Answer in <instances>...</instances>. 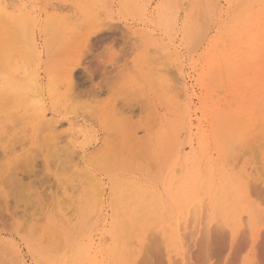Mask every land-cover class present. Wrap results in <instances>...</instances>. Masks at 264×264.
Here are the masks:
<instances>
[{"label": "rangeland", "instance_id": "rangeland-1", "mask_svg": "<svg viewBox=\"0 0 264 264\" xmlns=\"http://www.w3.org/2000/svg\"><path fill=\"white\" fill-rule=\"evenodd\" d=\"M198 1L199 3H196V0H6L7 3L4 4L2 0L4 6H8V9L4 16L0 13V137L5 132L4 135H7V138L10 135H15L18 138L12 136L7 140L5 137L4 142L10 141L11 145L8 142L5 144L0 138V160H2L0 161V172L5 170L2 173L4 176L0 177V181H2L0 192L4 194L0 195V208H2L0 209V234L7 244L19 250L22 261L25 264H43L44 259L47 257H61L67 261L64 264H70L83 246H91L93 248V256H95L97 264H137L141 255L143 260L140 261L146 262L148 260L145 252L150 248L149 245L154 244L155 241L151 251L150 249L147 251L151 255L155 249L153 252L155 257L151 256L152 258H149L150 263L157 264L158 259L156 257H159L160 253V257L163 256L165 254L164 250L167 248L170 251V261H166V263L175 264L174 261L176 260L173 259L178 257L180 259V254L184 253L185 246L188 245L186 249L190 250V252L188 251L187 253L186 250L185 254L194 256L195 262L193 264H223L218 259L219 255L223 254L222 251H225L226 246L229 245L228 243L231 244L232 241L233 243L237 242L235 244L236 248V245L240 242V234L242 237L243 235L245 237L246 234L249 235H246V241L244 240L245 238H242L245 244L247 243L246 247H244L246 249L245 252L241 251V253L236 251L237 254H234V259L232 256L230 258V264H255L257 259L256 263L262 264L264 255L262 256L261 252L259 253L260 249L258 251L251 237L252 234L254 235L258 232L257 230L261 231V229H264V221H262V217L264 218V195L262 196L263 198L258 196L262 201L259 198L257 201L256 194L260 192L251 191L250 188L244 185H247V183L249 185V182L253 180L251 185L257 184V186H253V188L255 187L254 190L261 189L263 191L264 189V182H261L264 180V131L261 130L264 129V104H262L263 106L259 104L263 103L259 102V99L264 94V47L261 53L257 55V61L247 58L238 59L237 48L241 41L238 37V31L241 30L242 25L247 23L243 18L244 15L253 13L250 20H258L259 25L261 24L260 28L255 29V31L262 29V32H264V0ZM8 3L11 4L9 5ZM237 3L240 5H237ZM208 4L210 9L206 6ZM236 5L237 7H235ZM201 8H205V10L203 9V12H201ZM76 11L78 14H76ZM244 11L245 13H243ZM66 16H68V20H66ZM239 17H241L240 20ZM242 18L243 20H241ZM78 19L80 20L78 21ZM231 20L234 23H231ZM11 22L12 24H10ZM102 26L106 27L103 28ZM195 27H197V30ZM108 29H111V31L109 32ZM201 30L204 31L202 32ZM199 32H202L201 35ZM30 37H33L34 41L31 40L32 38L29 39ZM225 38L228 39L225 40ZM262 38L264 39V34ZM246 39L247 37L242 40L246 41ZM32 43H35V46H32ZM88 44L89 47L87 48ZM246 49L243 48L245 51ZM230 52L232 54H229ZM144 57L147 59L145 60ZM235 57L237 60H234ZM155 59L158 61H155ZM223 59H225V62ZM147 60H150L151 63ZM222 60L223 63L221 62ZM232 60L236 63H233ZM144 61L145 63H143ZM153 61L155 64H152L154 63ZM74 62H77V64ZM146 62L148 67L145 65ZM230 63H232V67L228 66ZM235 67H237V73H234L236 72ZM153 69L155 70L152 72ZM70 71L73 73V80L69 77L71 76ZM153 74L155 75L153 76ZM231 74H234V76ZM2 76L3 78L7 76V79L13 76L11 80L16 84L36 78L40 90L37 93L29 92L23 96L18 92L11 91L7 86V80L5 82ZM69 78H71L72 83ZM255 78L259 82H256ZM249 81L251 82L250 84ZM246 82H248V85H246ZM152 84L153 87L151 89ZM242 93L244 96L241 95ZM9 97L10 99L13 98L11 99L12 104L10 99H8ZM36 97L42 103L39 104V101L37 102L34 99ZM62 98L63 101L61 100ZM15 99L17 100L15 101ZM263 99L264 95L261 100ZM18 100H23L21 102L22 106L19 105L20 102ZM34 100L36 103H33ZM69 105H71L72 109ZM78 105L79 107H77ZM40 108H44L43 110L46 111L48 116L46 123L50 125H47L46 128H50L53 125L52 129L54 131L51 128L48 131L42 130L45 128H42L43 124L39 123L40 126L42 125L41 128L35 124L37 123V110ZM257 108L260 109L258 110L259 112ZM115 109H117L116 111H118L119 115L114 111ZM250 109L253 112L249 111ZM261 109H263V112ZM119 110L121 111L119 112ZM233 111L237 113L236 116L234 117V114L229 118ZM245 111L250 112L252 117L247 115ZM9 112L15 114L12 113V116L17 122L11 120ZM216 113L221 115L218 120L215 118ZM131 114L133 115L131 116ZM255 114L258 117L262 115V119ZM241 115H244L243 118ZM26 116L28 119L25 118ZM237 116L246 120L241 119L240 122L243 123L238 122L239 120L234 121L233 119L238 118ZM225 119H231V122H234V124L232 123L233 125L231 124L232 128L227 126L228 124L226 125ZM258 119L262 120L260 125ZM20 120L23 125L21 124L22 127H17ZM255 121L259 125L258 128L262 131H260L261 134L258 138L255 136L257 135L254 130L257 127ZM13 122L15 124L12 127ZM110 122L114 123L110 124ZM223 122L224 125H222ZM4 123H8V127H11L8 129ZM34 125L39 129L36 132L37 134H34L36 130L33 127ZM110 125L112 126L109 127ZM239 126L243 128L240 129ZM20 128L22 131L19 130ZM233 128H235V133L232 131ZM50 133L54 136L56 135V137L50 138V136H53ZM227 134L232 137H228L229 135ZM239 135H243V142L238 139ZM41 138L43 139L38 140ZM232 138L233 140H231ZM252 138L254 139L251 141L250 139ZM27 140L28 142H26ZM245 140L251 141L256 149L259 147V152L255 148L251 152L252 144L247 141L249 144L246 145ZM228 141L236 147L235 150L233 149L234 147H229L231 145ZM234 141L236 142L234 143ZM17 142L21 145L19 144L16 147ZM239 142L244 144L241 143L239 146ZM7 147H11L12 150L10 149V151H12L13 154L11 153V155L13 156L12 158L15 157L14 159L9 158L10 152L7 151ZM43 148L45 149L43 150ZM72 148H75V150ZM245 148L246 150L249 148L250 155L247 154L248 152L245 155ZM173 150L174 152H172ZM109 153L111 156L108 155ZM69 154L73 155V157L69 156ZM80 154H82L83 159L80 158ZM242 154L244 157H241ZM88 155L91 158H87ZM99 156L100 158L97 159ZM103 156L105 157L103 158ZM53 157L55 159H52ZM229 157H232V160H229ZM240 157L241 159H238ZM8 160L12 162L10 161V163ZM13 161L16 163L13 164ZM228 161L232 162L230 163L231 166L227 165ZM94 162H97V165ZM142 168L145 169L143 170ZM72 169L77 172L75 176L71 173ZM105 170L107 171L105 172ZM177 170L178 172H176ZM87 172H91L92 176L89 174V177H87ZM251 172L256 176H253ZM13 174L16 177L11 179V176H14ZM76 174L80 177L76 176ZM203 174L204 178H202ZM245 175L247 179L243 178ZM96 176H98L99 180ZM259 176H261L260 181H257ZM62 177L66 183L61 180ZM85 177H87L88 182L90 181L89 178H92L95 184L92 181L90 182L91 184L96 185L97 183L98 185L96 186L100 185L98 188H101L104 192L102 200L99 199L101 202L97 203L96 191L92 190L93 185H91L92 187L88 186L90 184ZM1 178L8 181L3 182ZM77 179L86 181L82 183V181H77ZM227 180L230 181L236 191L238 189L237 192L228 193L229 196L227 194L224 195L222 191V186ZM114 181H116L115 187L118 186L115 191H113L112 186ZM61 182L66 185H62L63 183ZM70 182L71 188L69 186ZM188 182L190 183L188 185L189 188L185 192H181V186ZM59 183H61L60 186L62 185V187H59ZM75 184L79 186L74 187L76 186ZM202 185H205V187ZM127 187L130 189L127 190ZM98 188L96 189L98 190ZM75 189H78V191ZM138 189L143 191L141 196L134 194ZM201 189L203 190L201 191ZM67 190L68 193L73 192V196L69 193V197L66 194ZM123 191L134 195L123 200ZM150 191L160 198L161 205L153 203L154 200L149 195ZM74 192L77 194L75 193L74 195ZM252 192L254 194L250 195ZM86 194H90V199ZM260 194L262 195L263 193ZM147 195L150 197L145 198ZM66 196L69 198H65ZM53 197L54 200H51ZM58 197L60 199L64 197L65 199L62 198L60 200ZM36 199L40 204H35ZM74 199H76V202ZM112 199H114L115 205ZM66 200H69L68 203H66ZM89 200L91 201L89 202ZM198 200H200V204L203 200L206 201L205 204L210 203L212 204L211 207H216V209L212 213L209 212L212 218H206V222L204 221L205 223L208 222L209 227H213V229L211 228L212 230L209 231L206 227H199L200 229H205V231L207 230V232L209 231L205 234L210 233V237L205 236L203 232H198L195 233L197 234L195 239L194 234H190V229L184 231L181 227L182 231H179V222H182L183 218H188V213L195 211L192 207L198 203ZM252 200L256 201H253V203ZM62 201L65 206H63ZM41 203L44 205L42 206ZM117 203L118 206L123 208H117ZM193 204L195 205L193 206ZM143 206H145V209L141 210ZM252 206L254 207L253 209L251 208ZM46 209L48 211L45 213ZM190 209L192 210L189 211ZM65 211L68 212L70 217L72 212L76 213L73 214V219H75L68 220L72 219V217L66 216L67 212ZM216 211L219 215L218 218L227 227L223 229L224 231L219 230L221 228L219 223H216L219 228L216 226L217 228L215 229ZM37 212L39 213L37 214ZM3 213L6 214L4 215ZM43 213H45V216H43ZM191 213L190 216L194 217L195 213ZM241 214H245L247 218ZM84 216L87 218L86 223L75 228V225H78ZM123 216L124 218H122ZM256 217H261L262 220ZM241 218L242 220L246 219L247 223L245 220L242 222ZM125 219L131 227L129 232L132 236L133 233L131 231L138 229V231L134 232L135 237L133 236L131 240L135 246L137 245L135 251L133 249L134 245L131 244L133 247L129 246L130 244L126 246L127 242L131 243V241H128L131 237L128 239L123 237L125 235L123 230L127 227L122 224ZM138 219L142 221L138 222ZM35 220L38 221L36 222ZM258 220H260L259 223H257ZM41 221L43 224H40ZM244 222L246 224H243ZM192 223L193 227L196 223L195 220ZM229 223H231L230 227ZM244 226L247 227L246 231L249 226V231L246 232L244 229L246 234H244L243 230L241 231ZM46 227L50 233L54 234L55 238L49 239L44 243L45 238H43L42 234ZM150 228V231H152V228L154 229L152 231L154 232L152 233L154 237L156 236L155 232L160 231L161 238L164 236L168 238L162 244L164 249H162L161 238L158 235L156 240L150 235L153 238L151 240L148 238V234L147 238L154 242L149 240L151 244L150 242L147 243L148 239L145 236L150 232ZM13 229L17 231L24 229V231L16 233L12 231ZM126 229H129V227ZM213 230L214 234L215 232L218 235H221V233L228 234L229 238L223 235L221 239L226 237L228 240L226 238L225 240L229 241L230 239V241L227 244L226 242L221 244L224 241L216 237L217 233L213 235ZM186 231L190 232L188 236L194 237L190 236L188 239L190 240L189 244H193L190 249L188 241H186L188 237L186 236V239L183 238L187 244L180 239L182 236L180 233L184 232L185 234H183L186 235ZM109 233L113 235V238L110 237ZM232 233L234 236L231 235ZM211 234L217 238V241L214 239L215 237H211ZM190 238L193 239V243ZM249 238L251 241H249ZM158 239L160 247L156 245ZM237 239L239 242L236 241ZM211 240H215V242H211ZM106 241L107 243L105 244L104 242ZM219 241H222L220 244L223 246L219 244ZM183 242L185 243L184 247L182 246ZM140 243L142 245L149 244L146 245L149 248L147 247L144 253L140 250ZM202 244L203 246H201ZM216 244H219L218 247ZM240 244L243 245H240L239 251L243 249L244 242ZM28 245H31V248ZM213 245H216L217 248ZM207 246L213 250L217 249L215 252L210 249V253H213L209 256L214 259L208 258L209 253H207V250L209 247ZM33 249H35V253H33ZM38 250H42V254L37 253ZM194 252H199L203 255H197L200 257L199 259L196 256L198 253L195 254ZM218 252L219 255H217ZM24 257L25 260H23ZM193 258L186 260V262L191 264L190 262H193ZM152 259L153 262H151ZM206 261L207 263H205ZM213 261L215 262L213 263ZM144 262L142 263L144 264ZM179 262L177 260L176 264ZM142 263L138 262V264Z\"/></svg>", "mask_w": 264, "mask_h": 264}, {"label": "bare ground", "instance_id": "bare-ground-1", "mask_svg": "<svg viewBox=\"0 0 264 264\" xmlns=\"http://www.w3.org/2000/svg\"><path fill=\"white\" fill-rule=\"evenodd\" d=\"M3 1H4V4L7 3L6 0H3ZM243 1H244V0H243ZM243 1H242V2H243ZM171 2H172V1H171ZM194 2H195V1H194ZM208 2H209V1H208ZM208 2H207V3H208ZM212 2H213V1H212ZM196 3H199V1L196 0ZM239 3H240V2H239ZM239 3H237V5H240V4H241V3H240V4H239ZM4 4H3L2 0H0V13H1V15L3 14V16L5 15L4 13H6V11H7V9H8V8H7L8 6L6 7V6H4ZM8 4H9V3H8ZM10 4H11V3H10ZM10 4H9V5H10ZM242 4H243V3H242ZM246 4H247V3H246ZM215 5H216V3H215ZM237 5H236L235 7H237ZM49 6H50V5H49ZM206 6H208V8L210 9L209 4L206 5ZM232 6H233V5H232ZM235 7H234V9H235ZM239 7H240V6H239ZM247 7H248V6H247ZM203 9L205 10V8H203ZM203 9L201 8V12H203V11H202ZM215 9H216V8H215ZM236 9H237V8H236ZM9 10H10V9H9ZM244 10H245V9H244ZM237 11H238V10H237ZM239 11H240V10H239ZM212 12H213V10H212ZM234 12H235V10H234ZM253 12H254V11H253ZM206 13H207V12H206ZM243 13H245V11H244ZM76 14H78L77 11H76ZM246 14H247V13H246ZM8 15H9V14H8ZM52 15H53V14H52ZM202 15H203V14H202ZM206 15H208V14H206ZM239 15H240V14H239ZM241 15H242V14H241ZM58 16H59V15H58ZM98 16H99V15H98ZM231 16H232V15H231ZM252 16H253V13H252V14H249V13H248L247 15H244V16H243L244 20H246L247 23H246V25H242V26H241V30L238 31V32H239L238 37H239V40H241V41H240L239 47L237 48V49H238L237 58H238V59H242V60L247 58V59H249V60H253V61L256 60V61H257V58H258L257 55H259V54L261 53L262 48L264 47V39L262 38V35L264 34V32H262V29L255 31V29L260 28V25H261V24L259 25L258 20H254V21H253V20H250V19L252 18ZM1 17H2V16H1ZM7 17H8V16H7ZM67 17H68V16H66V20L69 19V18L67 19ZM15 18H16V17H15ZM49 18H50V17H49ZM70 18H71V17H70ZM96 18L98 19V17H96ZM99 18H100V17H99ZM240 18H241V17H239V20H240ZM243 18H242L241 20H243ZM4 19L7 20L6 18H4ZM226 19H227V18H226ZM232 19H233V18H232ZM24 20H25V19H24ZM27 20H28V19H27ZM29 20H30V19H29ZM46 20H47V19H46ZM52 20H53V19H52ZM79 20H80V19H78V21H79ZM93 20H94V19H93ZM99 20H100V19H99ZM101 20H102V19H101ZM260 20H261V19H260ZM53 21H55V20H53ZM60 21H61V20H60ZM94 21H95V20H94ZM94 21H93V23H94ZM229 21H230V20H229ZM71 22H72V19H71ZM71 22H70V23H71ZM76 22H77V20H76ZM227 22H228V21H227ZM25 23H26V22H25ZM27 23H28V22H27ZM30 23H31V22H30ZM77 23H78V22H77ZM93 23H92V24H93ZM228 23H229V22H228ZM231 23H234V22L231 20ZM231 23H230V24H231ZM10 24H12V22H11ZM23 24H24V22H23ZM46 24H47V23H46ZM72 24H73V22H72ZM78 24H79V23H78ZM88 24H89V22H88ZM92 24H91V25H92ZM94 24H95V23H94ZM94 24H93V25H94ZM237 24H238V21H237ZM4 25H5V24H4ZM28 25H29V24H28ZM91 25H90V27H91ZM231 25H232V24H231ZM262 25H263V24H262ZM53 26H54V25H53ZM75 26H76V25H75ZM84 26H85V25H84ZM86 26H87V25H86ZM77 27H78V26H77ZM90 27H89V28H90ZM100 27H101V26H100ZM102 27L104 28V27H106V26H102ZM232 27H233V26H232ZM78 28H79V27H78ZM83 28H84V27H83ZM196 28H197V27H195V29H196ZM79 29H80V28H79ZM113 29H115V28H113ZM127 29H128V28H127ZM196 30H197V29H196ZM106 31H107V30H106ZM108 31L110 32L111 29H110V30L108 29ZM114 31H115V30H114ZM199 31H200V30H199ZM201 31H202V30H201ZM203 31H204V30H203ZM203 31H202V32H203ZM96 32H97V31H96ZM96 32H95V33H96ZM104 32H105V31H104ZM194 32H196V31H194ZM202 32H201V33H202ZM12 33H13V32H12ZM61 33H62V32H61ZM137 33H138V32H137ZM137 33H136V34H137ZM199 33H200V32H199ZM201 33H200V35H201ZM45 34H46V33H45ZM58 34H59V33H58ZM12 35H13V34H12ZM202 35H203V34H202ZM14 36H15V35H14ZM15 37H16V36H15ZM56 37H57V35H56ZM88 37H90V36H88ZM104 37H105V36H104ZM145 37H147V36H145ZM245 37H247L246 41H244L245 39L242 40V39L245 38ZM31 38H32V39H31ZM108 38H109V37H108ZM29 39H31L32 41H34L33 37H30ZM29 39H28V41H29ZM101 39H103V38H101ZM227 39H228V38H225V40H227ZM7 40H8V39H7ZM56 40H57V39H56ZM89 40H90V39H89ZM89 40H86V41H89ZM106 40H107V39H106ZM47 41H48V40H47ZM229 41H230V39H229ZM99 42H100V41H99ZM29 43L31 44L30 41H29ZM32 44H33L32 46H35V43H32ZM89 44H91V43L89 42ZM89 44H88V46H86L87 48L89 47ZM219 44H220V43H219ZM228 45H229V44H228ZM90 47H92V46H90ZM107 47H108V46H107ZM220 47H221V46H220ZM223 47H224V46H223ZM110 48H111V47H110ZM243 48H247L246 51L243 50ZM113 49H114V48H113ZM231 50H232V49H231ZM115 51H116V50H115ZM85 52H86V51H85ZM224 52H225V51H224ZM236 52H237V51H236ZM152 53H153V52H152ZM263 53H264V52H263ZM25 54H26V53H25ZM229 54H232V53L230 52ZM0 55H1V54H0ZM79 55H80V54H79ZM83 55H84V53H83ZM89 55H90V54H89ZM165 55H166V54H165ZM226 55H227V54H226ZM227 56H228V55H227ZM227 56H226V58H228ZM230 56H231V55H230ZM26 57H27V56H26ZM85 57H86V56H85ZM91 57H92V56H91ZM233 57H234V53H233ZM144 58H145V57H144ZM161 58H162V57H161ZM224 58H225V57H224ZM226 58H225V59H226ZM146 59H147V58H145V60H146ZM220 59H221V58H220ZM225 59H223L224 62H225ZM228 59H229V58H228ZM143 60H144V59H143ZM223 60L221 61L222 63H223ZM234 60H237L236 57L234 58ZM261 60H262V59H261ZM78 61H79V60H78ZM141 61H142V59H141ZM141 61H140V62H141ZM147 61L150 62V60H147ZM151 61H152V60H151ZM155 61H158V60L155 59ZM232 61H233V60H232ZM247 61H248V60H247ZM30 62H31V61H30ZM153 62H154V61H153ZM211 62H212V61H211ZM234 62H235V61H233V63H234ZM9 63H10V62H9ZM27 63H28V62H27ZM74 63L77 64V62H74ZM143 63H145V61H144ZM150 63H151V62H150ZM156 63H157V62H156ZM235 63H236V62H235ZM245 63H247V62H245ZM253 63H254V62H253ZM257 63H258V62H257ZM257 63H256V64H257ZM147 64H148V63L146 62V64H145L146 67H148ZM152 64H155V62L152 63ZM211 64H212V63H211ZM231 64H232V63H230V65L228 64V66H231ZM150 65H151V64H150ZM150 65H149V66H150ZM223 65H224V64H223ZM240 65H241V64H240ZM233 66H235V65H233ZM241 66H242V65H241ZM254 66H255V64H254ZM27 67H28V66H27ZM32 67H33V66H32ZM32 67H31V68H32ZM131 67H132V66H131ZM142 67H143V66H142ZM215 67H216V66H215ZM231 67H232V66H231ZM246 67H247V66H246ZM258 67L260 68V66H258ZM81 68H82V67H81ZM153 68H155V67H153ZM233 68H234V67H233ZM235 68H236V69H235L236 72H234V73H237V67H235ZM255 68H256V67H255ZM231 69H232V68H231ZM88 70H89V69H88ZM150 70H151V69H150ZM154 70H155V69H153L152 72H153ZM163 70H164V69H163ZM222 70H223V69H222ZM72 71H74V70H72ZM157 71H158V70H157ZM161 71H162V70H161ZM217 71H218V70H217ZM217 71H216V73H217ZM261 71H262V70H261ZM70 72H71V71H70ZM90 72H91V71H90ZM19 73H20V72H19ZM88 73H89V71H88ZM92 73H93V72H92ZM119 73H120V72H119ZM150 73H151V72H150ZM240 73H241V72H240ZM147 74H149V73H147ZM224 74H225V73H224ZM228 74H229V73H228ZM5 75H7V74H5ZM70 75H71V76H69V77H71L72 80H73V78H74V77H72V76H73V73L71 72ZM116 75H117V74H116ZM122 75H123V74H122ZM122 75H121V76H122ZM154 75H155V74H153V76H154ZM231 75L234 76V74H231ZM240 75H241V74H240ZM240 75H239V76H240ZM7 76H8V75H7ZM7 76H6L5 78H3V76H2V78L5 80V82H6V80H7V86H8V87L10 88V90L13 91V92H18V93H20L21 95L24 96V95H26V94L29 93V92L37 93V92H39V90H40L39 83H38V80H37L36 78L31 79V80H29V81L27 80L26 82H23V83H17V84H16L15 82H13V81L11 80L13 76H12V77L10 76L11 78L8 77V79H7ZM90 76H91V75H90ZM156 76H157V75H156ZM215 76H217V75H215ZM222 76H223V74H222ZM227 76H228V75H227ZM229 76H230V75H229ZM233 76H232V77H233ZM241 76H242V75H241ZM243 76H244V75H243ZM255 76H257V75H255ZM0 77H1V76H0ZM235 77H236V76H235ZM71 78H69V80H70ZM92 78H93V77H92ZM237 78H238V77H237ZM259 78H260V77H259ZM89 79H90V78H89ZM155 79H156V78H155ZM219 79H220V78H219ZM255 79H256V78H255ZM255 79H254V80H255ZM4 80H3V81H4ZM69 80H68V81H69ZM72 80H70L71 83H72ZM90 80H91V79H90ZM233 80H234V79H233ZM132 81H133V80H132ZM136 81H137V80H136ZM139 81H140V80H139ZM141 81H142V80H141ZM246 81H247V80H246ZM150 82H151V81H150ZM217 82H218V80H217ZM242 82H243V81H242ZM256 82H259V81L256 79ZM256 82H255V83H256ZM2 83H3V82H2ZM2 83H1V84H2ZM74 83H75V82H74ZM152 83H153V80H152ZM218 83H220V82H218ZM232 83H233V82H232ZM232 83H231V84H232ZM246 83H247L246 85H248V82H246ZM250 83H251V82L249 81V84H250ZM253 83H254V82H253ZM75 84H76V83H75ZM142 84H143V82H142ZM165 84H166V83H165ZM77 85H78V84H77ZM157 85H158V84H157ZM252 85H253V84H252ZM252 85H249V86H252ZM2 86H3V85H2ZM5 86H6V85H5ZM70 86H71V85H70ZM165 86H166V85H165ZM169 86H170V85H169ZM152 87H153V84H152V86H151V89H152ZM154 87L157 88L156 86H154ZM253 87H254V86H253ZM253 87H252V88H253ZM260 87H261V86H260ZM263 87H264V86H263ZM3 88H4V87H3ZM47 88H48V87H47ZM174 88H175V87H174ZM174 88H173V89H174ZM250 88H251V87H250ZM59 89H60V88H59ZM66 89H67V88H66ZM68 89H69V88H68ZM119 89H120V88H119ZM166 89H167V88H166ZM221 89H222V87H221ZM261 89H262V88H261ZM263 89H264V88H263ZM74 90H75V89H74ZM167 90H168V89H167ZM222 90H223V89H222ZM222 90H221V91H222ZM3 91H4V89H3ZM53 91H54V89H53ZM71 91H72V90H71ZM118 91H120V90H118ZM123 91H124V90H123ZM233 91H234V90H233ZM244 91H245V90H244ZM259 91H260V90H259ZM1 92H2V91H1ZM50 92H51V91H50ZM73 92H74V91H73ZM121 92H122V91H121ZM124 92H125V91H124ZM51 93H53V92H51ZM223 93H224V92H223ZM238 93H239V92H238ZM3 94H4V92H3ZM9 94H10V93H9ZM70 94H72V93H70ZM70 94H69V95H70ZM251 94H252V93H251ZM258 94H259V93H258ZM18 95H19V94H18ZM239 95H240V94H239ZM241 95L244 96L243 93H242ZM263 95H264V94H263ZM263 95H262V97H263ZM3 96H4V95H3ZM8 96H10V95H8ZM66 96H67V95H66ZM208 96H209V95H208ZM251 96H252V95H251ZM10 97H11V96H10ZM10 97H9L8 99H10ZM63 97H64V96H63ZM68 97H69V96H68ZM70 97H71V96H70ZM216 97H217V96H216ZM262 97H261V98H262ZM64 98H65V97H64ZM252 98H253V97H252ZM261 98L259 99V102H263V103H259V104H260L261 106H263L262 104H264V101H263L264 99L261 100ZM11 99H13V98H11ZM11 99H10V103L12 102ZM34 99H35L37 102L39 101V102H38L39 104L42 103V101L40 102V100H38L37 97L34 98ZM245 99H246V98H245ZM253 99H255V98H253ZM4 100H5V98H4ZM16 100H17V99H15V101H16ZM35 100H34L33 103H36ZM61 100L63 101V98H62ZM67 100H68V98H67ZM246 100H247V99H246ZM260 100H261V101H260ZM18 101L20 102L19 105H21V102H22L23 100H18ZM18 101H17V102H18ZM32 101H33V99H32ZM208 101H209V100H208ZM126 102H127V101H126ZM234 102H235V101H234ZM226 103H227V102H226ZM11 104H12V103H11ZM53 104H54V102H53ZM64 104H65V103H64ZM131 104H132V103H131ZM237 104H238V103H237ZM7 105H8V101H7ZM81 105H82V104H81ZM138 105H140V104H138ZM141 105H142V104H141ZM235 105H236V104H235ZM8 106H9V105H8ZM10 106H11V105H10ZM12 106H13V105H12ZM14 106H15V105H14ZM21 106H22V105H21ZM69 106H70V108H71V105H69ZM72 107H73V106H72ZM77 107H79V105H78ZM115 107H117V106L115 105ZM221 107H222V106H221ZM225 107H226V106H225ZM231 107H232V106H231ZM131 108H132V107H131ZM141 108H143V107L141 106ZM227 108H228V107H227ZM43 109H44V108H40L39 110H37V111H38V115H37V123H35V124H37V126H39L40 128H41V126H42V125L40 126V124H43L42 128H44V127H45V128L42 129V130L48 131V129H50V128L52 129V126H53V125H52L50 128H46V126H47V125H50V124L46 123V119H48V118H47L48 116H47V114H46V111L43 110ZM71 109H72V108H71ZM132 109H133V108H132ZM136 109H137V107H136ZM116 110H117V109H115L114 111L117 112V114L119 115L118 111H116ZM137 110H138V109H137ZM145 110H146V109H145ZM258 110H260V109L257 108V111H258ZM262 110H263V109H261V111H262ZM35 111H36V110H35ZM37 111H36V112H37ZM120 111H121V110H119V112H120ZM149 111H150V110H149ZM149 111H148V112H149ZM230 111H231V109H230ZM249 111H252V112H253V110H251V109H250ZM254 111H255V109H254ZM263 111H264V110H263ZM263 111H262V112H263ZM13 112H14V111H13ZM13 112H12V113H13ZM134 112H135V111H134ZM252 112H251V113H252ZM258 112H259V111H258ZM9 113H10V112H9ZM12 113H10V114H11V120H13V121L15 120V121H16V119H14V117L12 116ZM28 113H30V112H28ZM121 113H122V112H121ZM226 113H227V111H226ZM245 113H246L247 115H249V116L252 117V115H250V112L248 113L247 111H245ZM4 114H5V113H4ZM13 114H14V113H13ZM229 114H230V113H229ZM234 114H235V115H234ZM236 114H237V113H236L235 111H233V113H231V115L229 116V118H231L233 115H234V117H235ZM14 115H15V114H14ZM25 115H26V114H25ZM30 115H31V114H30ZM30 115H29V116H30ZM118 115H117V116H118ZM123 115H124V114H123ZM125 115H126V114H125ZM132 115H133V114H131V116H132ZM225 115H226V114H225ZM253 115H254V114H253ZM255 115H256V114H255ZM0 116H1V115H0ZM3 116L5 117V115H3ZM3 116H2V117H3ZM27 116H28V114H27ZM27 116H26L25 118L28 119ZM34 116H35V115H34ZM134 116H135V115H134ZM151 116H152V115H151ZM153 116H154V115H153ZM220 116H221V115H220L219 113H216L215 118L218 120V119L221 118ZM241 116H242V115H241ZM243 116H244V115H243ZM243 116H242V118H243ZM256 116H257V115H256ZM261 116H262V115H261ZM261 116H260V117L257 116V117H258V118H261ZM4 117H3V118H4ZM16 117H17V115H16ZM115 117H116V116H115ZM129 117H130V116H129ZM237 117H238V118H234L233 120H234V121H235V120H239L238 122H240L242 118H240V116H237ZM253 117H254V116H253ZM262 117H263V116H262ZM3 118H2V119H3ZM12 118H13V119H12ZM19 118H21V117H19ZM19 118H17V119H19ZM120 118H121V117H120ZM122 118H123V117H122ZM132 118H133V117H132ZM248 118H249V117H248ZM263 118H264V117H263ZM4 119H5V118H4ZM110 119H111V118H110ZM261 119H262V118H261ZM261 119H260V120L258 119V120H259V125L262 123V120H261ZM21 120H22V118H21ZM21 120H20V122H21ZM151 120H152V119H151ZM151 120H150V121H151ZM225 120H226V121H225L226 125L228 124L227 126H231L232 123L234 124V122H231V119H230V120L225 119ZM242 120L245 121L246 119H242ZM253 120H254V119H253ZM255 120H256V119H255ZM258 120H257V122H258ZM263 120H264V119H263ZM5 121H6V120H5ZM15 121H14V122H15ZM18 121H19V120H18ZM26 121H27V120H26ZM29 121H30V120H29ZM33 121H34V120H33ZM109 121H111V120H109ZM249 121H250V120H249ZM14 122H13V125H11L12 127H13L14 124H15ZM16 122H17V121H16ZM20 122H19L18 124L16 123V124L18 125L17 127L21 126V124L23 125V123H22V122L20 123ZM47 122H48V121H47ZM53 122H54V121H53ZM116 122H117V121H116ZM205 122H206V121H205ZM246 122H247V121H246ZM39 123H40V124H39ZM50 123H52V122H50ZM55 123L58 124V122H56V121H55ZM113 123H114V122H113ZM113 123L110 122V124H113ZM240 123H243V122H240ZM255 123H256V121H255ZM4 124H5V123H4ZM4 124H3V125H4ZM19 124H20V125H19ZM24 124L26 125L25 120H24ZM107 124H108V122H107ZM125 124H127V123H125ZM229 124H230V125H229ZM233 124H232V125H233ZM237 124H238V123H237ZM247 124H248V123H247ZM256 124H257V127L254 128V130H255L256 133H257V135H255V136H256V138H258V137H260V134H261L262 131H264V129H261V130H262V131H261L260 128H258V126H259L258 123H256ZM263 124H264V123H263ZM5 125H7V127L9 126L8 123H6ZM44 125H45V126H44ZM222 125H224V122L222 123ZM238 125H239V124H238ZM11 126H10V127H11ZM37 126H35V125L33 126V127H35V129H36V130L34 131V132H35L34 134H37L36 132H38L37 130H39ZM55 126H56V125H55ZM55 126H54V127H55ZM111 126H112V125H110L109 127H111ZM113 126H114V125H113ZM116 126H117V125H116ZM227 126H226V127H227ZM251 126H252V125H251ZM262 126H263V125H262ZM10 127H8V129H9ZM17 127H16V128H17ZM21 127H22V126H21ZM36 127H37V128H36ZM133 127H134V126H133ZM236 127H237V126H236ZM236 127H235V128H236ZM239 127H240V129L243 128V127H241V126H239ZM56 128H57V127H56ZM231 128H232V126H231ZM231 128H230V129H231ZM235 128H233V130H232L233 133H235V132H234ZM252 128H253V127H252ZM46 129H47V130H46ZM51 129H50V130H51ZM106 129H107V128H106ZM115 129H116V127H115ZM256 129H257V130H256ZM19 130H21V128H20ZM52 130H53V129H52ZM107 130H109V129H107ZM113 130H114V129H113ZM17 131H18V129H17ZM21 131H22V130H21ZM53 131H54V130H53ZM109 131H110V130H109ZM203 131H205V130H203ZM257 131H258V132H257ZM260 131H261V132H260ZM39 132H40V131H39ZM50 132H52V131H50ZM229 132H230V131H229ZM1 133H2V132H1ZM41 133H42V132H41ZM41 133H40V134H41ZM46 133H47V132H46ZM46 133H45V134H46ZM53 133H54V132H53ZM111 133H112V132H111ZM249 133H250V132H249ZM4 134H5V132H4V133L1 135V137H0L1 140H2V142H4V140H5L4 138L7 136V135L5 136ZM12 134H13V133H12ZM27 134H28V133H27ZM50 134H51V133H50ZM55 134H56V133H55ZM131 134H132V133H131ZM237 134H238V133H237ZM258 134H259V136H258ZM41 135H42V134H41ZM51 135H53V134H51ZM58 135H59V132H58ZM58 135H57V136H58ZM227 135H229L228 137H230V138L232 137L230 134H227ZM232 135H233V134H232ZM235 135H236V134H235ZM2 136H3V137H2ZM12 136L15 137V135H12ZM12 136L10 135V137H8V138H11ZM36 136H37V135H36ZM48 136H50V135H48ZM236 136H237V135H236ZM242 136H243V135H239L238 139H241L242 142H243ZM16 137H17V136H16ZM16 137H15V138H16ZM46 137H47V136H46ZM51 137H52V138H53V137H56V135H55V136H54V135H53V136H50V138H51ZM234 137H235V136H234ZM2 138H3V139H2ZM6 138H7V137H6ZM8 138H7V140H8ZM17 138H18V137H17ZM39 138H40V137H39ZM114 138H115V137H114ZM130 138H131V136H130ZM235 138H236V137H235ZM35 139H36V138H35ZM42 139H43V138L38 139V140H42ZM44 139H45V138H44ZM46 139H47V138H46ZM48 139H49V137H48ZM54 139H55V138H54ZM56 139H57V138H56ZM116 139H117V138H116ZM118 139H119V138H118ZM238 139H236V140H238ZM253 139H254V138H252V139H250V140L252 141ZM12 140H13V139H12ZM25 140H26V139H25ZM49 140H50V139H49ZM49 140H48V141H49ZM226 140H227V139H226ZM228 140H229V139H228ZM231 140H233V138H232ZM231 140H230V141H231ZM263 140H264V138H263ZM36 141H37V140H36ZM45 141H46V140H45ZM51 141H52V140H51ZM230 141H228V142L230 143ZM245 141H246V140H245ZM245 141H244V142H245ZM247 141H249V140H247ZM247 141L245 142L246 145L249 144V143H251V141H249V143H247ZM7 142H8V141H7ZM7 142H6V143H7ZM19 142H21V141H19ZM26 142H28V140H27ZM26 142H25V144H26ZM116 142H117V141H116ZM235 142H236V141H234V143H235ZM237 142H238V141H237ZM242 142H239V146H240V144H241ZM4 143H5V142H4ZM6 143H5V144H6ZM8 143H10V141H9ZM17 143H18V142H17ZM39 143H40V141H39ZM45 143H46V142H45ZM52 143H53V142H52ZM56 143H57V142H56ZM81 143H82V142H81ZM111 143H112V142H111ZM234 143H233V144H234ZM261 143H262V142H261ZM13 144H14V143H13ZM19 144H20V143H18V144L15 145V146L17 147ZM23 144H24V143H23ZM50 144H51V142H50ZM107 144H108V142H107ZM242 144H244V143H242ZM251 144H252V143H251ZM259 144H260V143H259ZM263 144H264V142H263ZM263 144H262V146H263ZM9 145H11V143H10ZM20 145H21V144H20ZM83 145H84V144H83ZM83 145H82V146H83ZM108 145H109V144H108ZM133 145H134V144H133ZM138 145H139V144H138ZM171 145H172V144H171ZM228 145H229V144H228ZM230 145H231V143H230ZM234 145H235V144H234ZM236 145H238V143H236ZM39 146H40V144H39ZM49 146H50V145H49ZM52 146H53V145H52ZM77 146H78V145H77ZM109 146H110V145H109ZM117 146H118V145H117ZM135 146H136V144H135ZM4 147H5V145H4ZM11 147H12V146H11ZM11 147H10V148L7 147V148H8L7 151L10 152V156H9V158H10V157H11V158L13 157V156L11 155L12 151H10ZM36 147H37V146H36ZM61 147H62V146H61ZM112 147H114V146H112ZM229 147H234V146L231 145V146H229ZM245 147H246V146H245ZM248 147H249V146H248ZM251 147H253V148L251 149V152H252V150H253L254 148L256 149V147H254L253 144H252ZM251 147H250V148H251ZM257 147H258V145H257ZM47 148H50V147H47ZM55 148H56V147H55ZM62 148H63V147H62ZM114 148H115V147H114ZM116 148H117V147H116ZM169 148H170V147H169ZM169 148H168V150H169ZM235 148H236V147H234L233 149L235 150ZM260 148H262V147L260 146ZM13 149H14V147H13ZM44 149H45V148H43V150H44ZM72 149H73V148H72ZM72 149H71V150H72ZM109 149H110V148H109ZM122 149H123V148H122ZM210 149H211V148H210ZM247 149L249 150V148H247ZM258 149H259V147H258ZM258 149H256V150L259 152ZM262 149H263V148H262ZM4 150H5V149H4ZM11 150H12V149H11ZM34 150H36V149H34ZM50 150H51V149H50ZM73 150H75V148H74ZM73 150H72V152H73ZM114 150L116 151V149H114ZM142 150H143V149H142ZM171 150H172V149H171ZM239 150L241 151V149H239ZM245 150H246V148H245ZM248 150H246V152H245L244 150H242V151H244L245 155H247V154L250 153V152H249L250 150H249V151H248ZM31 151H32V150H31ZM48 151H49V150H48ZM51 151H52V150H51ZM51 151H50V153H51ZM67 151H68V150H67ZM228 151H230V149H228ZM237 151H238V150H237ZM237 151H236V152H237ZM240 151H239V153H240ZM263 151H264V150H263ZM55 152H56V151H55ZM59 152H60V151H59ZM59 152H58V153H59ZM61 152H62V151H61ZM72 152H70V153H72ZM99 152H100V151H99ZM141 152H142V151H141ZM172 152H174V150H173ZM232 152H233V151H232ZM247 152H248V153H247ZM255 152H256V151H255ZM258 152H256V153L259 154ZM14 153H15V152H14ZM25 153L27 154L26 151H25ZM34 153H35V151H34ZM50 153L48 152V154H50ZM53 153H54V152H53ZM79 153H80V152H79ZM135 153H136V152H135ZM138 153H139V152H138ZM229 153H231V152H229ZM246 153H247V154H246ZM253 153H254V152H253ZM12 154H13V153H12ZM61 154H62V153H61ZM64 154H65V152H64ZM83 154H84V153H83ZM171 154H173V153H171ZM171 154H170V155H171ZM208 154H209V153H208ZM2 155H3V153H2ZM8 155H9V153H8ZM22 155H23V154H22ZM54 155H55V153H54ZM102 155H103V153H102ZM108 155H110V153H109ZM230 155H231V154H230ZM230 155H229V156H230ZM235 155H236V154H235ZM249 155H250V154H249ZM255 155H256V154H255ZM255 155H254V156H255ZM3 156H4V155H3ZM26 156H27V155H26ZM58 156H59V154H58ZM69 156H72V157H73V155H71V154H69ZM74 156H75V155H74ZM77 156H78V155H77ZM100 156H101V155H100ZM100 156L97 157V159L100 158ZM110 156H111V155H110ZM233 156H234V155H233ZM236 156H237V155H236ZM242 156H243V154L241 155V157H242ZM256 156H257V155H256ZM27 157H28V156H27ZM50 157H52V156H50ZM54 157H55V156H54ZM54 157H53L52 159H55ZM59 157H60V156H59ZM72 157H70V158H72ZM82 157H83L82 154H80V158H82ZM101 157H102V156H101ZM104 157H105V156H103V158H104ZM108 157H109V156H108ZM241 157L238 158V159H241ZM243 157H244V156H243ZM5 158H6V157H5ZM7 158H8V157H7ZM14 158H15V157H14ZM14 158H12V159H14ZM24 158H25V157H24ZM56 158H57V157H56ZM87 158H91V157L88 155ZM168 158H170V157L168 156ZM168 158H167V159H168ZM229 158H230L229 160H232V159H231L232 157H229ZM235 158H236V157H235ZM260 158H262V157H260ZM26 159L28 160L29 158H26ZM75 159H76V158H75ZM78 159H79V156H78ZM82 159H83V158H82ZM82 159H81V160H82ZM92 159H93V158H92ZM97 159H96V161H97ZM107 159H108V158H107ZM110 159H111V158H110ZM29 160H30V159H29ZM32 160H33V159H32ZM70 160H71V159H70ZM99 160L102 161L103 159H99ZM0 161H2V160H0ZM10 161H11V160H10ZM10 161L8 160V162H10ZM17 161H18V159H17ZM56 161H57V160H56ZM77 161H78V160H77ZM161 161H162V160H161ZM252 161H253V159H252ZM252 161H251V162H252ZM11 162H12V161H11ZM11 162H10V163H11ZM25 162H26V161H25ZM27 162H28V161H27ZM66 162H67V161H66ZM228 162H229V161H228ZM228 162H227V165H230V166H231L230 163H232V162L230 161L229 164H228ZM259 162H260V161H259ZM15 163H16V162H15ZM15 163H14V161H13V164H15ZM63 163H64V162H63ZM71 163H72V162H71ZM71 163H70V164H71ZM94 163H95V165H97V164H96L97 162H94ZM94 163H93V164H94ZM13 164H11V165H13ZM101 164H102V163H101ZM225 164H226V163H225ZM250 164H251V163H250ZM1 165H3V164L1 163ZM5 165H6V164H5ZM71 165H72V164H71ZM71 165H70V166H71ZM238 165H239V164H238ZM238 165H237V166H238ZM259 165H260V164H259ZM67 166H68V164H67ZM74 166H75V165H74ZM15 167H16V166H15ZM57 167H58V166H57ZM59 167H61V166H59ZM72 167H73V166H72ZM72 167H71V168H72ZM106 167H107V166H106ZM110 167H111V166H110ZM150 167H152V166H150ZM1 168H2V166H1ZM12 168H14V167H12ZM77 168H78V167H77ZM99 168H100V167H99ZM205 168H206V167H205ZM245 168H246V167H245ZM5 169H6V168H5ZM14 169H15V168H14ZM63 169H64V168H63ZM74 169H75V168H74ZM74 169H72V172H71V173H72V175L74 174V176H75V173H77V172H75ZM100 169H101V168H100ZM105 169H106V168H105ZM142 169L144 170L145 168H142ZM152 169H154V168H152ZM176 169H178V168H176ZM235 169H236V165H235ZM1 170H2V169H1ZM3 170H4V169H3ZM50 170H51V169H50ZM57 170L59 171V169H57ZM108 170H109V169H108ZM51 171H52V170H51ZM58 171H57V172H58ZM102 171H103V170H102ZM106 171H107V170H105V172H106ZM110 171H111V170H110ZM258 171H259V170H258ZM4 172H5V170H4ZM4 172H0V174H1L0 177H1V176H4V174L2 175V173H4ZM69 172H70V171H69ZM73 172H74V173H73ZM176 172H178V170H177ZM205 172H206V171H205ZM205 172H204V173H205ZM228 172H229V170H228ZM254 172H255V171H254ZM14 173H15V172H14ZM90 173H91V172H87V173H86V174H87V177H89L88 175H89ZM107 173H109V172H107ZM146 173H147V172H146ZM251 173H252V172H251ZM259 173H260V171H259ZM11 174H12V173H11ZM69 174H70V173H69ZM69 174H68V175H69ZM113 174H114V173H113ZM157 174H158V173H157ZM178 174H179V173H178ZM252 174H253V173H252ZM13 175H14V174H13ZM59 175H60V172H59ZM59 175H58V176H59ZM63 175H64V173H63ZM80 175H81V174H80ZM201 175H202V174H201ZM205 175H206V173H205ZM259 175H260V174H259ZM261 175H262V173H261ZM6 176H8V175H6ZM10 176H11V175H10ZM69 176H70V175H69ZM76 176H79V175L76 174ZM81 176H82V175H81ZM90 176H92V175L90 174ZM253 176H256V175L253 174ZM12 177H16V176H15V175H14V176H11V179H12ZM64 177H65V176H64ZM79 177H80V176H79ZM87 177H85V179H86ZM96 177H97V179H98V176H96ZM242 177H243V176H242ZM260 177H261V176L258 177L259 179H258L257 181H260ZM3 178H4V177H3ZM8 178H9V177H8ZM47 178H48V177H47ZM71 178H72V177H71ZM81 178H82V177H81ZM81 178H80V179H81ZM202 178H204V174H203V177H202ZM243 178L245 179V178H246V175H245V177H243ZM251 178H252V176H251ZM262 178H263V177H262ZM9 179H10V178H9ZM82 179H83V178H82ZM89 179H90L89 182H88V179H86L87 182L90 184V185H88V186L92 187L91 185H93L94 182H93L92 178H89ZM239 179H240V178H239ZM246 179H247V178H246ZM1 180H3V179L1 178ZM61 180L64 181L63 177L61 178ZM61 180H60V181H61ZM75 180H76V179H75ZM86 180H85V181H86ZM98 180H99V179H98ZM112 180H113V179H112ZM204 180H205V179H204ZM204 180H203V181H204ZM4 181H8V180L6 179V180H3V182H4ZM71 181H72V180H71ZM77 181H82V183H83L84 180H78V179H77ZM85 181H84V182H85ZM91 181L93 182L92 184L90 183ZM248 181H250V180H248ZM248 181H247V182H248ZM9 182H10V180H9ZM64 182H65V181H64ZM115 182H116V181H114V183H113L114 185H112V186H113V189H114V190L112 189L113 191H115V189L118 187V186L115 187ZM121 182H123V181H121ZM204 182H205V181H204ZM247 182H246V183H247ZM261 182H264V180L261 181ZM261 182H260V183H261ZM1 183H2V181H0V184H1ZM21 183H23V182H21ZM61 183H63V182H61ZM61 183L58 184L59 187H62V185H66V184L63 183V184L60 186ZM65 183H66V182H65ZM67 183H68V180H67ZM74 183H76V182H74ZM80 183H81V182H80ZM80 183H79V185H80ZM251 183H253V180H251V182H249V185H251ZM13 184H15V183L13 182ZM86 184H87V183H86ZM94 184H95V183H94ZM103 184H104V183H103ZM118 184H119V183H118ZM189 184H190L189 182L183 184V185L181 186V192H182V191L185 192V190H186L187 188H189V186H188ZM193 184H194V182H193ZM67 185H69V184H67ZM75 185H76V184H75ZM79 185L77 184L76 186H74V185H72V186L77 187V186H79ZM84 185H85V183H84ZM96 185H98V184L96 183ZM96 185H93L92 190L94 189V190L96 191L95 196L98 198L97 203H99V202H101L100 200H102V199H101L102 196H104V192H103V190H102L101 188H98L100 185H99V186H96ZM249 185H248V183H247V185H244V186H247L248 188H250L251 191H252V190H253L254 192L256 191V193H257V192L263 193L262 195H261L260 193H259V194H258V193L256 194V195H257V198H256L257 201H258V198H259L260 196H261V198L264 197V196H263V195H264V189H263V191H261V189L254 190L255 187L253 188V186H257V184H252L251 187H249ZM69 186H70V188H71V182H70V185H69ZM88 186H87V187H88ZM104 186H105V185H104ZM192 186H193V185H192ZM202 186L205 187V185H202ZM2 187H3V185H2ZM19 187H21V186L19 185ZM24 187H25V186H24ZM30 187H31V186H30ZM67 187H68V186H67ZM67 187H66V188H67ZM94 187H95V188H94ZM128 187H129V186H128ZM128 187H127V190L130 189V188L128 189ZM222 187H223V189H222L223 194H224V195L227 194V196H229V194H231V193H233V192H237V191H238V189H237V191H236V190L232 187L230 181H228V180H227V182H226ZM247 187H246V188H247ZM258 187H259V186H258ZM258 187H257V188H258ZM262 187H263V185H262ZM5 188H6V187H5ZM8 188H9V187H8ZM13 188H14V187H13ZM17 188H18V186H17ZM25 188H27V187H25ZM25 188H24V189H25ZM96 188H98V190H97ZM191 188H192V187H191ZM201 188H202V187H201ZM244 188H245V187H244ZM263 188H264V187H263ZM28 189H29V188H28ZM59 189H60V188H59ZM72 189H74V188H72ZM72 189H71V191H72ZM78 189H79V187H78ZM78 189H77V190L75 189V190L78 191ZM15 190H16V189H15ZM22 190H23V188H22ZM31 190H32V189H31ZM75 190H74V191H75ZM87 190H89V189H87ZM125 190H126V189H125ZM202 190H203V189H201V191H202ZM245 190H246V189H245ZM259 190H260V191H259ZM10 191H11V190H10ZM89 191H90V190H89ZM246 191H247V190H246ZM251 191H250V192H251ZM12 192H13V191H12ZM15 192H16V191H15ZM26 192L28 193V191H26ZM26 192H25V193H26ZM105 192H106V190H105ZM140 192H141V193H140ZM150 192H151V191H150ZM247 192H248V191H247ZM69 193H70V192H69ZM69 193H68V190H67V193H66V194L69 195ZM72 193H73V192H71L70 194L72 195ZM75 193H76V192H74V195H75ZM87 193H88V191H87ZM89 193H90V192H89ZM142 193H143V191L140 190V189H138V191H136L134 194H138L139 196H141ZM200 193H201V192H200ZM204 193H205V192H204ZM228 193H229V194H228ZM11 194H12V193H11ZM54 194H55V193H54ZM76 194H77V193H76ZM134 194L126 193V192L123 191V192H122V197H123L122 199L125 200L124 198H131V196H133ZM148 194H149V192H148ZM244 194H246V193L244 192ZM253 194H254V193L252 192L250 195H253ZM0 195H4V194L0 192ZM23 195H24V194H23ZM23 195H21V196H23ZM30 195H31V194H30ZM68 195H67V196H68ZM86 195H88V194H86ZM89 195H90V194H89ZM89 195L87 196L88 198L90 197ZM105 195H106V194H105ZM149 195L152 196V198H153V200H154L153 203L155 202L157 205H161L160 198H159L157 195H155L153 192H151ZM149 195H147L145 198H148ZM16 196H17V195H16ZM21 196H20V197H21ZM53 196H54V195H53ZM67 196H66L65 198H67ZM72 196H73V195H72ZM72 196H71V197H72ZM126 196H127V197H126ZM139 196H138V198H140ZM200 196H201V195H200ZM200 196H199V197H200ZM202 196H203V195H202ZM235 196H236V195H235ZM258 196H259V197H258ZM262 196H263V197H262ZM8 197H9V196H8ZM13 197H14V196H13ZM25 197H26V196H25ZM50 197H51V195H50ZM59 197H61V196H59ZM59 197H58V198H59ZM69 197H70V195H69ZM69 197H68V198H69ZM74 197H75V196H74ZM87 197H86V199H87ZM118 197H119V196H118ZM149 197H150V196H149ZM203 197H204V196H203ZM245 197H246V196H245ZM251 197H252V196H251ZM35 198H36V196H35ZM35 198H34V199H35ZM37 198H38V197H37ZM62 198H64V197H62ZM62 198H61V199L59 198V199L62 200ZM65 198H64V199H65ZM68 198H67V199H68ZM76 198H77V196H76ZM145 198H144V199H145ZM200 198H201V197H200ZM252 198H255V197L253 196ZM261 198H259V200H260ZM34 199H33V201H34ZM39 199H41V198H39ZM49 199H51V198H49ZM89 199H90V198H89ZM99 199H100V200H99ZM105 199H106V198H105ZM144 199H143V200H144ZM198 199H199V198H198ZM204 199L206 200L205 197H204ZM230 199H231V198H230ZM230 199H229V200H230ZM234 199H235V198H234ZM247 199H248V194H247ZM263 199H264V198H263ZM3 200H4V199H3ZM15 200H16V199H15ZM51 200H54V197H53V199H51ZM123 200H122V201H123ZM249 200H250V199H249ZM256 200H252V202H253V201H256ZM37 201H38V200L36 199V203H35V204H37V203L40 204L39 201H38V202H37ZM63 201H64V200H63ZM63 201H62V202H63ZM66 201H67V200H66ZM68 201H69V200H68ZM68 201H67L66 203H68ZM74 201L76 202V199H74ZM90 201H91V200H89V202H90ZM106 201H107V200H106ZM199 201H200V200H198V203H199V204H198V203H196V205L193 204V206H194V205H195V206L192 207V208H193V210L195 209V211L192 212V211H191L192 209L189 210V211H191L192 213H195L194 217H193V216H190V213H191V212H190V213H188V215H189L188 218H183V221L181 220L182 222H179V227H180V229H181V227L183 228L184 231L187 230V229H188V230L190 229L189 231H190L191 233L188 232V231H186V235H184V234H185L184 232H183L184 234H183L182 232L180 233V235L183 236V237H182V236L180 237L181 240H183V238L186 239V238L188 237V238L186 239V241H188V242H187L188 244L190 243V242H189L190 240H188V239H189V237H190L191 235L194 234V237H195V239H196V235H197V234H195V233L203 232V233L205 234V233H208L209 231H211V230L213 229V227H211L212 229L209 227V223H208V222H207L208 224L205 223V222H206L205 219H206V218H207V219H208V218H209V219L212 218L209 212L212 213V211H214V210L216 209V207H215V208L211 207L212 204H210L209 202H207V203H209V204H205L206 201H203V200H202V202H201V204H200ZM247 201H248V200H247ZM250 201H251V200H250ZM260 201H262V200H260ZM260 201H259V202H260ZM3 202H4V201H3ZM5 202H6V201H5ZM8 202H9V201H8ZM42 202H43V201H42ZM62 202H61V205H62ZM64 202H65V201H64ZM64 202H63V206H65V205H64ZM75 202H74V203H75ZM112 202L114 203V199H112ZM116 202H118V201H116ZM133 202H134V201H133ZM234 202H235V201H234ZM26 203H28V202H26ZM53 203H54V202H53ZM66 203H65V204H66ZM69 203H70V202H69ZM236 203H237V202H236ZM243 203H246V202H243ZM253 203H254V202H253ZM58 204H59V202H58ZM79 204H80V202H79ZM156 204H155V205H156ZM237 204H238V203H237ZM261 204H262V203H261ZM6 205H8V204H6ZM41 205L43 206L44 204L41 203ZM47 205H49V204H47ZM54 205H55V204H54ZM56 205H57V203H56ZM61 205H60V206H61ZM114 205H115V203H114ZM131 205H132V202H131ZM147 205H148V204H147ZM249 205H250V204H249ZM254 205H255V204H254ZM263 205H264V204H263ZM35 206H36V205H35ZM49 206H50V205H49ZM49 206H48V207H49ZM63 206H62V209H63ZM70 206H71V204H70ZM81 206H82V205H81ZM129 206H130V205H129ZM145 206H146V205H145ZM145 206H143L141 210L145 209ZM250 206H251V205H250ZM37 207H38V206H37ZM40 207H41V206H40ZM67 207L69 208V206H67ZM71 207H72V206H71ZM82 207H83V206H82ZM97 207H98V206H97ZM116 207H117V208H123V207L118 206V203L116 204ZM161 207H162V206H161ZM41 208H42V207H41ZM65 208H66V207H65ZM251 208L253 209L254 207L252 206ZM258 208H259V207H258ZM0 209H2V208H0ZM5 209H6V208H5ZM96 209H97V208H96ZM43 210H44V209H43ZM65 210H66V209H65ZM70 210H71V208H70ZM72 210H73V208H72ZM118 210H119V209H118ZM139 210H140V209H139ZM159 210H160V208H159ZM232 210H233V209H232ZM234 210H235V209H234ZM41 211H42V209H41ZM47 211H48V210L46 209L45 213H46ZM62 211H63V210H62ZM73 211H75V210H73ZM252 211H254V210H252ZM256 211H258V210L256 209ZM42 212H43V211H42ZM65 212H67V211H65ZM75 212H76V211H75ZM85 212H86V211H85ZM96 212H97V211H96ZM135 212H137V211H135ZM138 212H139V211H138ZM216 212H217V211H216ZM38 213H39V212H37V214H38ZM45 213H43V216H45V215H44ZM63 213H64V212H63ZM76 213H77V212H76ZM76 213H73V212H72V215H71L72 219H68V220H74L75 218L73 219V214H76ZM102 213H103V212H102ZM145 213H146V212H145ZM192 213H191V214H192ZM238 213H239V212H238ZM252 213H253V212H252ZM256 213H257V212H256ZM3 214L5 215L6 213H3ZM70 214H71V211H70ZM184 214H185V213H184ZM258 214H259V213H258ZM216 215H217V216H215V218H217V219H216L217 222L215 221V223H214L215 225L213 224V225L215 226V229L218 227V225H216V223H217V224L219 223L220 225L223 224V223L221 222V219L218 218V216H219V215H218V212H217ZM221 215H222V214H221ZM241 215L243 216V215H245V214H241ZM256 215H257V214H256ZM66 216H68L69 218H71V217L69 216L68 212L66 213ZM74 216H75V215H74ZM242 216H241V217H242ZM10 217H11V215H10ZM243 217H244V216H243ZM243 217H242V218H243ZM245 217H246V215H245ZM261 217H262V216H261ZM261 217H256V218H259L260 220L263 219L262 221H264V218L262 217V219H261ZM2 218H3V217H2ZM28 218H29V215H28ZM33 218H34V217H33ZM35 218H36V217H35ZM93 218H94V217H93ZM93 218H92V219H93ZM122 218H124V216H123ZM181 218H182V217H181ZM227 218H228V217H227ZM242 218H241V220H242ZM246 218H247V217H246ZM6 219H8V218H6ZM198 219H200V220H198ZM228 219H229V218H228ZM22 220H23V219H22ZM32 220H33V219H32ZM43 220H44V219H43ZM146 220H147V219H146ZM146 220H145V221H146ZM150 220H151V218H150ZM150 220H149V221H150ZM188 220H189V221H188ZM194 220H195V222H196L195 225H198V226H195V225H194L195 227H194V226L192 227V224H194V223H192V221H194ZM219 220H220L221 223L219 222ZM244 220H245V222L247 223V220H246V219H244ZM244 220H242V222H243ZM248 220H250V219H248ZM260 220H258L257 223H259ZM24 221H25V220H24ZM35 221H36V220H35ZM37 221H38V220H37ZM37 221H36V222H37ZM86 221H87V218H85V216H84L83 219H82V221H81L78 225H77V224L75 225V228L79 227L80 225L85 224ZM107 221H108V220H107ZM140 221H142V220H139V219H138V222H140ZM147 221H148V220H147ZM179 221H180V219H179ZM197 221H198L199 223H198ZM204 221H205V222H204ZM70 222H72V221H70ZM70 222H69V224H71ZM245 222H244L243 224H246ZM23 223H24V222H23ZM181 223H182V224H181ZM191 223H192V224H191ZM26 224H27V223H26ZM40 224H43L42 221H41ZM122 224H123V225H126L127 227H129V229H126V228H127V227H126V228L123 230V231H125V235H124L123 237L126 238V239H128V238L131 237V238L128 240V241H131V240H132V237H133V236L135 237L134 232H135L136 230L138 231V229H135V228H136V227H135V228H134L135 231H131V233H133V236H132V234H130V232H129V230H130L131 227H130V225H129V223L127 222L126 219L123 220V223H122ZM190 224H191V227L189 228ZM230 224H231V223H229V227L231 226ZM248 224H250V222H248ZM213 225H212V226H213ZM220 225H219V227H221V228H219V227H218V228H219V230L221 229V231H222L224 228H227L224 224H223L222 226H220ZM40 226H41V225H40ZM200 226H202L203 228L206 227L209 231L207 232V230L205 231V229H203V228H202L203 230L200 229V228H199ZM216 226H217V227H216ZM223 226H224V227H223ZM153 227H154V226H153ZM240 227H241V225H240ZM106 228H107V227H106ZM154 228H155V227H154ZM246 228H247V227L244 226V228L241 229V231L243 230L244 234H246V232L249 231V226H248V230H247V231H246ZM19 229H20V228H19ZM21 229H22V227H21ZM24 229H25V228H24ZM24 229H23V230H20L21 233H22V231H24ZM37 229H38V228H37ZM134 229H133V230H134ZM180 229H179V231H182V229H181V230H180ZM244 229H245L246 232L244 231ZM259 229H260V228H259ZM150 230H151V228L149 229V231H150ZM153 230H154V229L152 228V231H153ZM201 230H202V231H201ZM226 230H227V229H226ZM226 230H225V231H226ZM12 231H13V232H16V233L20 232V231H17V230H15V229H13ZM149 231H148V232H149ZM152 231H150L149 233H147L145 237L147 238V235L149 234V235H148V236H149L148 238H150L151 240H153L152 237H154V234H152V233H154V232H152ZM216 231H217V230H216ZM221 231H219V233H221ZM223 231H224V230H223ZM257 231H258V232H256V234H254V235L252 234V237H251V238H252L253 243L255 244V247L258 248V251H259V249H260L259 253L261 252L260 254L263 256V255H264V229H263V230L261 229V231H260V230H257ZM30 232H31V231H30ZM159 232H160V231L155 232V233H156V236L158 235V236L160 237V236H161V233H159ZM187 232H188V233H187ZM189 233L191 234L190 236H188ZM203 233H202V234H203ZM212 233H213V235H215L217 232H215V234H214V230H213ZM226 233H229V232H226ZM248 233H249V232H248ZM31 234H32V232H31ZM92 234H93V233H92ZM209 234H210V233H209ZM209 234H205V236H209V237H210ZM239 234H240V233H239ZM239 234H238V239H239ZM27 235H29V234L27 233ZM42 235H43V238H45V239H44V243L47 242V240H49V239L55 238V237H54V234L50 233V231L48 230L47 227H46V229H45V231L43 232ZM109 235H110V237L113 238V235H112V234L109 233ZM137 235L139 236V234H137ZM150 235H151L152 237H151ZM211 235H212V234H211ZM213 235H212L211 237H213ZM223 235L226 236V237H228V234H223V233H221V235H218V233H217V235H216V237H218V239L220 238L219 240L224 241V242L221 241L222 243L219 241V244H220V243L223 244V243H225V242H226V244H227V242L230 241V239H229V241H226V240H225L226 237H225L224 239H223V238L221 239V237H223ZM231 235L234 236L233 233H232ZM246 235H248V234H246ZM246 235H245V237H244V235H243V237H242V235L240 234V236H241V238L239 239L240 242L238 241V239L236 240V241L239 242V243L237 244L238 247H237V245H236V248H235V244H236L237 242H236V243H233V241H232L231 244L228 243L229 245L226 246L225 251H222L223 254L219 255V252H220V250H219L218 254L216 253L217 255H219V258H218V259H220L219 261H220V262H223V264H230V263H231V259H230L231 256H232V258H233V257H235V255L237 254V252H239V253H241V251H242V252H245V249H246V248H244V247H246L245 245H247V243L245 244V241H246V239H247V238H246ZM156 236L154 237L155 240L157 239ZM158 236H157V237H158ZM186 236H187V237H186ZM203 236H204V235H203ZM203 236H202V237H203ZM248 236H249V235H248ZM4 237H5V236H4ZM57 237H58V236H57ZM191 237H193V236H191ZM194 237H193V238H194ZM214 237H215V236H214ZM214 237H213V238H214ZM216 237H215L214 239L217 241V238H216ZM5 238H6V237H5ZM104 238H105V237H104ZM106 238H107V237H106ZM146 238H144V239H146ZM148 238H147V239H148ZM160 238H161V237H160ZM160 238H159V239H160ZM198 238H199V237H198ZM207 238H208V237H207ZM228 238H229V237H228ZM228 238H226V239L228 240ZM242 238H245V239H244L245 241H244ZM57 239H58V238H57ZM147 239H146V240H147ZM150 239H148L147 243H149V242L151 241ZM159 239L157 240L156 245H159V247H160V244H159V243L161 242V246H162V244H164L163 242L167 241L166 239H168V238L164 236L163 238H161V241H160V242H159ZM190 239H191V238H190ZM199 239H200V238H199ZM25 240H26L27 242H30V241L27 240V239H25ZM42 240H43V239H42ZM149 240H150V241H149ZM208 240H209V239H208ZM215 240H214V241L211 240V242H215ZM104 241H105V239H104ZM183 241L186 243L185 240H183ZM203 241H204V239H203ZM209 241H210V240H209ZM249 241H251L250 238H249ZM12 242H13V241H12ZM125 242H127V241H125ZM151 242H154V241H151ZM151 242H150V244H151ZM155 242H156V241H155ZM155 242H154V244H155ZM184 242L182 243V246L185 244ZM191 242H192V243L194 242L193 239H191ZM241 242H242V243L244 242V246H243V249L239 251V250H238L239 247H241V246L243 245V244H242V245L240 244ZM104 243L106 244L107 241L104 242ZM187 243H186V244H187ZM192 243H191V244H192ZM196 243H197V242H196ZM20 244H21V243H20ZM127 244H130L129 246H131V244L134 245V247H133V246H131V247H133V249H134V251H135V247H136L137 245L135 246L134 242H133V243H132V241H131V243L127 242V243H126V246H127ZM154 244H152V245H149V244H145V245H144V244H143V245H142V243H140L139 246L141 247V248H140L141 252L144 253V252L146 251V248H147V247L149 248V246H150L149 249H150V251H151V249L154 247V246H153ZM203 244H204V243H203ZM203 244H202L201 246H203ZM219 244H218V245H219ZM221 244H220V245H221ZM146 245H149V246L146 247ZM156 245H155V248H156ZM192 245H193V244H192ZM192 245L189 244V249H190V246L193 247ZM198 245H199V244H198ZM209 245H210V244H209ZM216 245H217V244H216ZM216 245H215V246L213 245V246H214L215 248H217L218 245H217V247H216ZM224 245H225V244H224ZM240 245H241V246H240ZM28 246L31 248V245H28ZM152 246H153V247H152ZM167 246H169V245H167ZM186 246L188 247V245H186ZM186 246H185V249L183 248V249H184V253L180 254V259H178L179 257H178L177 259H173L174 257L172 258L173 260H176V261H174L175 264H176L177 260L181 262V263L179 262L178 264H186V263H188V262H186V260L188 261V260H190L191 258L194 257V256H192V255H190V254L187 256V253H188V251L190 252V250H187V249H186ZM210 246H212V245H210ZM221 246H223V245H221ZM248 246H249V244H248ZM157 247H158V246H157ZM183 247H184V246H183ZM207 247H209V246H207ZM224 247H225V246H224ZM11 248H13V247H12L11 245L7 244V243L4 241V240L1 238V234H0V264H25L24 261H22V258H21V256H20L19 250H18V249H15V248H13V249H11ZM73 248H74V247H73ZM144 248H145V249H144ZM200 248H202V247H200ZM256 248H255V250H257ZM143 249H144V250H143ZM149 249H148V250H149ZM160 249H161V248H160ZM162 249H164L163 246H162ZM203 249H204V248H203ZM210 249H212V248L209 247V249L207 250V253H209V254H208V258H211V259H212L213 257H212V256H209L210 254L213 253L212 251H211L212 253H210ZM247 249H248V248H247ZM140 250H138V252H140ZM142 250H143V251H142ZM148 250H147V251H148ZM154 250H155V249H154ZM154 250H153V252H154ZM156 250H157V249H156ZM186 250H187V251H186ZM204 250H206V249H204ZM212 250H213V249H212ZM221 250H222V249H221ZM147 251H146V252H147ZM171 251H172V250H171ZM185 251L187 252L186 254H185ZM202 251H203V250H202ZM213 251L215 252V251H217V249H216V250H213ZM236 251H237V252H236ZM35 252H36L35 249H33V253H35ZM146 252H145V254H146L145 256H147V259L149 260V262H147L148 260H146V258H145L144 255H143V256H144V259L146 260L147 264H149V263H150V259H149V258H150L151 256L154 258V257H155L154 254H155V253L152 252V254L150 255V252H147V253H146ZM155 252H156V251H155ZM162 252H163V250H162ZM191 252H193V251L191 250ZM204 252H205V251H204ZM222 252H220V253H222ZM37 253L42 254V250H38ZM136 253H137V252H136ZM143 253H141V254H143ZM164 253H165V254H164L163 256L160 257V255H161V253H160V254H159V257H156V258L158 259V263H157V264H167L166 261H170V251H169L167 248H165ZM194 253H195V252H194ZM196 253H198V254H196ZM196 253H195L196 256L200 254L199 252H196ZM256 253H257V252H256ZM256 253H255V254H256ZM234 254H235V255H234ZM70 255H71V254H70ZM148 255H150V256H148ZM200 255H201V254H200ZM200 255H199V256H200ZM202 255H203V254H202ZM202 255H201V256H202ZM204 255H205V254H204ZM217 255H216V256H217ZM261 255H260V256H261ZM173 256H175V255H173ZM199 256H197V257L200 259ZM206 256H207V255H206ZM216 256H215V258H216ZM237 256H238V255H237ZM237 256H236V258H237ZM260 256H259V257H260ZM152 257H151V258H152ZM171 257H172V256H171ZM238 257H239V256H238ZM241 257H242V256H241ZM259 257H258V258H259ZM198 258H197V260H198ZM206 258H207V257H206ZM239 258H240V257H239ZM195 259H196V257H195ZM211 259H210V260H211ZM213 259H214V258H213ZM233 259H234V258H233ZM233 259H232V260H233ZM23 260H25V257L23 258ZM140 260H143V259H142V255H141V257L139 258L138 262H139V263L144 262V261H140ZM192 260H193V262H190L191 264H193V263L195 262V261H194V258H193ZM197 260H196V261H197ZM210 260H209V261H210ZM255 260H256V259H255ZM257 260H258V259H257ZM257 260H256V262H257ZM261 260H262V259H261ZM215 261H216V260H215ZM215 261H213V263H214ZM27 262H28V261H27ZM66 262H67V261L64 260V259L61 258V257H47V258L44 259L43 264H64V263H66ZM138 262H137V264H138ZM146 262H144V264H146ZM151 262H153V259L151 260ZM234 262H235V261H234ZM256 262H255V264H257ZM259 262H260V258H259ZM205 263H207V261H206ZM26 264H27V263H26ZM70 264H97L96 258H95V256H93V248H92L91 246H90V247H86V246L81 247V248L79 249V252H78L77 255L74 257L73 261H72ZM142 264H143V263H142ZM150 264H153V263H150ZM188 264H189V263H188ZM201 264H202V263H201ZM220 264H221V263H220ZM234 264H235V263H234ZM259 264H261V263H259ZM262 264H264V260L262 261Z\"/></svg>", "mask_w": 264, "mask_h": 264}]
</instances>
